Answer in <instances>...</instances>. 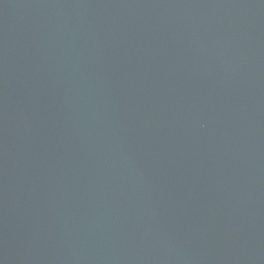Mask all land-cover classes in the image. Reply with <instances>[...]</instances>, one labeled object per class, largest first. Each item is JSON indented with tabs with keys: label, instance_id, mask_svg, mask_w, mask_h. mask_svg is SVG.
Here are the masks:
<instances>
[{
	"label": "water",
	"instance_id": "1",
	"mask_svg": "<svg viewBox=\"0 0 264 264\" xmlns=\"http://www.w3.org/2000/svg\"><path fill=\"white\" fill-rule=\"evenodd\" d=\"M0 264H264V0H0Z\"/></svg>",
	"mask_w": 264,
	"mask_h": 264
}]
</instances>
